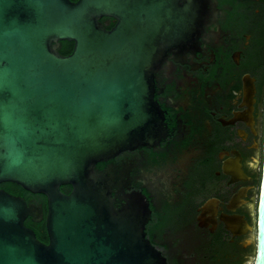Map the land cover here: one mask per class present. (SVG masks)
I'll return each instance as SVG.
<instances>
[{"label": "water", "instance_id": "95a60500", "mask_svg": "<svg viewBox=\"0 0 264 264\" xmlns=\"http://www.w3.org/2000/svg\"><path fill=\"white\" fill-rule=\"evenodd\" d=\"M178 21L175 0H0V184L46 197L49 238L25 223L43 207L0 188V264H168L146 237L144 197L117 208L94 167L165 136L154 73ZM254 264H264V172Z\"/></svg>", "mask_w": 264, "mask_h": 264}, {"label": "flooded vegetation", "instance_id": "af4514ba", "mask_svg": "<svg viewBox=\"0 0 264 264\" xmlns=\"http://www.w3.org/2000/svg\"><path fill=\"white\" fill-rule=\"evenodd\" d=\"M175 2L174 45L154 73L165 136L94 168L112 180L117 208L144 197L146 237L168 264H249L264 172V0ZM25 199L43 207L26 222L48 243L46 197Z\"/></svg>", "mask_w": 264, "mask_h": 264}, {"label": "trees", "instance_id": "16d2710c", "mask_svg": "<svg viewBox=\"0 0 264 264\" xmlns=\"http://www.w3.org/2000/svg\"><path fill=\"white\" fill-rule=\"evenodd\" d=\"M72 1H77V0H72ZM73 49H74V43L64 41V42H61V48L59 49V52L64 56H68L72 53ZM0 188L6 190L12 195L20 196L23 198H27L28 194L30 193V192L25 191L21 186L17 184H13V183L0 184ZM61 189L63 192L66 191L65 187H62ZM25 223L27 226H29L27 222ZM37 236H38V239L41 240L42 242H47V239H45V237L42 234L38 233Z\"/></svg>", "mask_w": 264, "mask_h": 264}, {"label": "rangeland", "instance_id": "374dc122", "mask_svg": "<svg viewBox=\"0 0 264 264\" xmlns=\"http://www.w3.org/2000/svg\"><path fill=\"white\" fill-rule=\"evenodd\" d=\"M258 183H259V182H258ZM257 192H258V186H257V189H256L255 202H256L257 199H258ZM255 225H256V223H255ZM255 253H256V250L254 249V250H253V253H252V257H251V259H250V261H249V264H254V256H255Z\"/></svg>", "mask_w": 264, "mask_h": 264}]
</instances>
